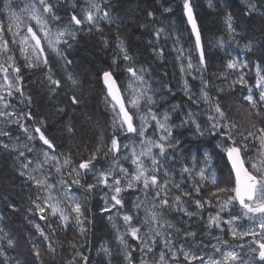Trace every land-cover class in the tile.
Here are the masks:
<instances>
[{
	"label": "snow or ice",
	"instance_id": "obj_1",
	"mask_svg": "<svg viewBox=\"0 0 264 264\" xmlns=\"http://www.w3.org/2000/svg\"><path fill=\"white\" fill-rule=\"evenodd\" d=\"M67 2L72 9L67 23L62 22L58 5L53 0H29L20 14L12 11L11 0H5L3 7L8 13L7 23L0 21V138L9 141L0 139V149L16 154L19 176L36 190L35 199L29 197L34 207L28 211L38 215L45 225L26 217L38 233V237L31 234L28 237L35 258L40 259L41 243L55 257L60 246L54 239L57 228L67 230L71 226L80 241H69L72 254L65 264H89V256L80 249L87 241L93 222L87 202L96 191L102 193L99 214H109L105 218L111 223L116 245L115 249L108 242L100 245L98 254L103 255L106 264H113L114 251L122 258L121 264H264V125L253 124L255 131L241 130L222 108L219 95H210L207 90L208 81L204 79L206 46L193 0L180 2L181 13L194 38L192 47L186 50L181 46L173 50L180 61V90L197 109L201 103L207 107L202 113L190 108L179 123H174L171 116L179 105L163 112L155 110V93L146 78L149 69L136 64L117 34L119 51L109 67L99 73L103 100L111 113L108 143L105 144L101 132L88 157L79 162L73 161L70 152L59 151L49 137L47 118L32 111V97L25 94L21 75L22 68L44 66L49 93L66 95L69 107L80 105L83 97L77 95L79 79L71 72H66L63 78L55 77L49 54L63 60L65 67L71 65L73 61L61 45L70 48V41L75 40L79 32H102L101 23L114 21L109 9L104 7L107 0H85L79 11H76L77 0ZM245 3L248 15L258 11L252 0H245ZM209 7H212L211 0ZM164 11L172 12L173 8L169 6ZM260 14L264 15V12ZM147 16L150 21L156 20L150 10ZM225 22L235 41L240 33L233 26L231 12L227 13ZM152 34L155 40H149V44L168 37L163 26L157 28L153 25ZM101 39L107 47V38ZM216 46L223 48V39L217 40ZM244 47L251 51V42ZM153 52L159 59L164 56L163 47H153ZM121 60L125 62L122 68L117 67ZM226 68L238 73L237 78L228 84V89L235 90L237 84L247 88L243 99L249 105L250 115H264V66L256 62L250 68L247 60L233 58L227 62ZM245 69L254 73L253 84L245 79L248 74ZM121 72L125 75L121 76ZM189 76L200 81L198 94L192 91ZM221 76L228 79L227 73ZM62 80L67 84V92L63 91L65 84ZM166 87L172 93V88ZM224 91L225 88L218 87L219 93ZM16 100L24 105L23 109L13 103ZM56 111L63 112L64 108ZM201 115L204 120L200 119ZM12 125L16 126L15 130L10 127ZM184 126L190 127L194 140L205 136L214 138V151L227 166L226 181H218L208 151L201 154L197 148L196 153L190 150L188 156L183 155L181 141L174 137V129ZM65 128L70 135L74 134L75 129L70 123ZM17 132L23 134V142ZM122 136L126 139L121 140ZM37 143L39 147H36ZM109 157L111 160L106 166L96 164L98 159ZM121 161L132 167H125ZM74 188L82 192L78 194ZM127 192L138 194L126 208L123 194ZM9 207L19 211L14 204ZM207 208L216 211L206 213ZM171 213L180 214L185 225L193 217L204 221L203 235L209 237L208 241H197V232L191 230L190 225L187 229L177 227L169 219ZM212 229L217 233L213 234ZM225 229L231 240L223 238ZM3 232L4 229L0 228V233ZM249 237L251 239H247ZM7 247H15L10 238ZM0 258H3L2 264H20L15 257L7 255L3 244H0Z\"/></svg>",
	"mask_w": 264,
	"mask_h": 264
},
{
	"label": "trees",
	"instance_id": "obj_2",
	"mask_svg": "<svg viewBox=\"0 0 264 264\" xmlns=\"http://www.w3.org/2000/svg\"><path fill=\"white\" fill-rule=\"evenodd\" d=\"M24 0H11L12 5H19ZM58 5L59 15L62 22L67 23L68 17L72 12L67 0H53ZM181 0H107L104 7L109 9L113 23H101L102 32L93 30L91 33L81 31L75 40L70 41L71 47L61 45L66 49L68 58L73 61L71 65L65 67L64 61L49 54L50 66L52 73L57 78H63L66 72H71L80 81V88L77 95L83 99L79 106L69 107L67 96L57 93L51 95L47 88L46 73L44 66L36 69L21 70L23 76L22 87L27 96L32 97V111L40 117L47 118L48 135L54 140L59 151L70 152L74 162L86 159L89 152L95 146L97 138L101 132L104 135L105 144L108 143L110 135L111 113L107 110L103 100L104 91L99 79V73L102 69H106L112 62L114 55L118 53L117 34L127 47L129 54L133 55L136 64L145 66L149 69V79L152 89L155 93L157 101L154 109L163 112L170 110L173 105H179V109L171 113L172 121L179 123L186 112L191 108L199 112L207 107L201 103L197 109L192 105L187 97L180 90L182 84L179 71L180 61L176 59L177 52L173 49L184 47L186 50L192 47L193 36L190 33L189 25L186 24V18L182 15L180 9ZM256 3L258 11L252 15L247 14V5L245 0H211L212 7H209V0H193L194 11L197 16V22L200 27L202 41L205 43L207 68L204 72V79L208 81V91L210 95H219L222 108L228 113L229 118L240 126L241 130L255 131L253 124L257 126L264 125V115L257 117L245 110L250 111L247 101L243 99L247 93V88L235 85V90H229L228 84L237 78L238 73L226 68L229 60L237 58L241 61L247 60L249 67L256 62H260L264 66V0H252ZM5 0H0V21L6 24V14L4 10ZM85 0H77L76 11L84 6ZM172 7V12H165L166 7ZM152 11L155 21H150L147 16L148 11ZM231 12L233 16V26L240 35L232 40L231 35L227 31L226 16ZM145 25V27H141ZM153 25L155 27L163 26L168 32L167 39L163 37L154 44H149V40H155L152 34ZM101 37L108 40L107 47L104 46ZM223 39L224 47L216 46V42ZM251 42V51L245 49V45ZM153 47L164 48V56L162 59L157 58L153 52ZM187 54V52H186ZM17 56L19 54L17 53ZM196 57L193 55V62ZM23 64L22 60H19ZM124 61H119L117 67L122 68ZM245 79L249 84H253L255 76L253 72L245 69ZM222 73L228 74L225 80ZM121 76L125 75L120 73ZM191 89L195 93H199L201 86L199 80H193L191 76L187 77ZM64 92L68 91L66 82ZM172 88V93L168 92V87ZM218 87L225 88L223 93L218 92ZM19 104V101L16 100ZM26 103V102H25ZM22 105V104H20ZM57 108H64L63 112L58 113ZM204 120L203 115L200 116ZM71 124L75 129L74 134L70 135L65 125ZM174 137L181 141L180 149L186 157L191 150L196 153V149H200L202 154L208 151L212 156L213 167L216 170L218 181L227 180V166L224 160L214 151L212 137L192 139V132L189 126L174 129ZM3 139L8 142L6 138ZM126 139L121 137V140ZM39 143H37L38 145ZM16 154L0 149V228L4 229L0 233V244L4 245V250L9 257H15L20 264H65V260L72 254L69 247V241H80V237L74 227L67 230L57 228L55 240L59 242L57 255H53L47 251L46 245L40 244V259L37 260L33 255L32 244L28 237H38V233L31 224L29 219L45 225L44 221H40L38 215H33L28 209L34 206L31 203L35 199L36 190L30 182L18 174V162L15 159ZM111 158L98 159L96 164L100 167L110 163ZM218 165V166H217ZM211 170V169H210ZM90 178V177H89ZM224 186V185H221ZM75 189V188H74ZM78 191L77 189H75ZM82 192V190L78 191ZM102 193L94 191L91 199L87 202L90 209L92 224L88 233L87 241L81 251H85L89 256V264H106L102 254L99 253L100 245L108 242L109 246L115 249L114 232L111 223L105 218L108 213L99 214L98 209L103 204L100 199ZM136 192H128L125 194V206H130L131 199ZM18 206L19 211H13L9 205ZM194 208V206H192ZM215 208H207L205 212H215ZM228 213H224L226 216ZM169 219L177 225V227L187 229L190 225L191 230L197 232V241L201 239L207 242L209 237L203 235L205 232L204 221H198L193 217L187 225L182 223L180 214L171 213ZM207 219L205 215V220ZM183 220H188L183 217ZM55 224V221L53 220ZM213 234L217 233L216 229H212ZM227 229L223 234V238H231L227 235ZM15 242L14 248L7 247V239ZM42 240V238H40ZM248 239V238H247ZM250 239V238H249ZM215 242L214 240L212 241ZM130 243H134L130 241ZM121 257L113 254V264H121ZM3 258H0L2 264ZM12 264V262H10Z\"/></svg>",
	"mask_w": 264,
	"mask_h": 264
},
{
	"label": "rangeland",
	"instance_id": "obj_3",
	"mask_svg": "<svg viewBox=\"0 0 264 264\" xmlns=\"http://www.w3.org/2000/svg\"><path fill=\"white\" fill-rule=\"evenodd\" d=\"M27 3H29V0H24L23 2H20V4L17 5V6L12 5V11H15L17 14H20V13L22 12L23 8L25 7V5H26ZM7 16H8V13L6 14V23H7ZM17 95H18V94H17ZM17 101H18V100H17ZM13 103H15V104L17 105L18 108H21V109L24 108V105H20V104H18L16 101H14ZM245 107H246V108H245L246 112H248V115L251 117V115H250V111L247 110V106H246V104H245ZM10 127H11L13 130H15V128H16L15 125H12V126H10ZM151 131H152V129L149 128V129H148V132L151 133ZM16 134H17V135H20V137H21L20 142H23V141H24V136H23V134H22V133H19V132H17ZM6 140H7V138H6ZM8 142H9V141H8ZM12 142H15V141H12ZM39 146H40L39 144L36 145V147H39ZM121 163H123L125 167H129V168L132 167L128 162L121 161ZM73 191H76V190L73 189ZM127 193H128V192H127ZM125 194H126V193H124L123 195L125 196ZM137 194H138V193H137ZM137 194H136V195H137ZM136 195L133 196V198L131 199V201L135 198ZM227 215H228V214H226V216H227ZM227 235L230 236L229 234H227ZM249 238H250V237H249ZM249 238H248V239H249ZM224 239H226V238H224ZM250 239H251V238H250ZM228 240H231V238H228ZM232 243H239V241H232Z\"/></svg>",
	"mask_w": 264,
	"mask_h": 264
},
{
	"label": "water",
	"instance_id": "obj_4",
	"mask_svg": "<svg viewBox=\"0 0 264 264\" xmlns=\"http://www.w3.org/2000/svg\"><path fill=\"white\" fill-rule=\"evenodd\" d=\"M189 28H190V26H189Z\"/></svg>",
	"mask_w": 264,
	"mask_h": 264
}]
</instances>
